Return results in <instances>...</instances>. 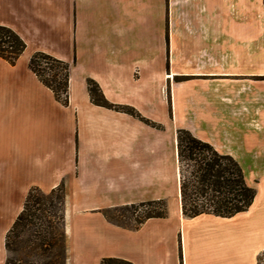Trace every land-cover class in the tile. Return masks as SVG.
I'll return each mask as SVG.
<instances>
[{
  "label": "crops",
  "instance_id": "0c3cea01",
  "mask_svg": "<svg viewBox=\"0 0 264 264\" xmlns=\"http://www.w3.org/2000/svg\"><path fill=\"white\" fill-rule=\"evenodd\" d=\"M0 25L27 44L0 57V264L30 189L62 183L68 264H264V0H0ZM39 51L73 64L68 106L30 69ZM88 79L162 128L95 105ZM180 128L256 181L248 211L184 217ZM161 199L136 230L103 214Z\"/></svg>",
  "mask_w": 264,
  "mask_h": 264
},
{
  "label": "trees",
  "instance_id": "16d2710c",
  "mask_svg": "<svg viewBox=\"0 0 264 264\" xmlns=\"http://www.w3.org/2000/svg\"><path fill=\"white\" fill-rule=\"evenodd\" d=\"M26 47V42L15 30L0 25L1 58L15 65ZM29 66L56 99L68 106L71 64L39 51L33 54ZM88 86L95 104L162 128L134 107L109 102L96 81L90 79ZM177 158L184 217L207 214L232 218L248 211L254 203L257 189L247 181L241 164L185 128L177 130ZM66 199L64 183L48 193L39 187L30 189L22 211L6 236L8 257L5 264H68ZM103 214L110 223L136 230L151 218H166L168 203L165 199L145 201L108 208ZM100 264L135 263L119 257H105Z\"/></svg>",
  "mask_w": 264,
  "mask_h": 264
},
{
  "label": "rangeland",
  "instance_id": "374dc122",
  "mask_svg": "<svg viewBox=\"0 0 264 264\" xmlns=\"http://www.w3.org/2000/svg\"><path fill=\"white\" fill-rule=\"evenodd\" d=\"M168 29H169V27H168ZM71 64V63H70ZM72 65L73 64H71V68H72ZM70 72H71V70H70ZM185 79H187V78H176V80L177 81H181V80H185ZM90 79H88V81H89ZM93 80V79H92ZM88 81H87V84H88ZM95 81V80H94ZM97 82V81H96ZM98 83V82H97ZM98 85H99V83H98ZM100 86V85H99ZM101 88V87H100ZM101 90H102V88H101ZM88 91H89V86H88ZM102 93L104 94V92H103V90H102ZM89 94H90V92H89ZM104 96H105V94H104ZM106 97V96H105ZM90 98H91V96H90ZM107 99V98H106ZM108 100V99H107ZM91 101H92V98H91ZM109 101V100H108ZM93 102V101H92ZM110 102V101H109ZM94 103V102H93ZM112 103V102H111ZM95 104V103H94ZM115 104V103H114ZM95 105H97V104H95ZM115 105H120V104H115ZM99 106V105H98ZM121 106H130V107H133V106H131V105H128V104H121ZM103 107V106H102ZM104 108H106V107H104ZM107 109H109V108H107ZM136 109V108H135ZM110 110H114V109H110ZM137 110V109H136ZM114 111H117V110H114ZM117 112H121V111H117ZM139 112V111H138ZM122 113H125V112H122ZM140 113V112H139ZM127 114V113H126ZM141 114V113H140ZM142 115V114H141ZM143 116V115H142ZM246 175V174H245ZM247 181L249 182V180H248V178H247ZM256 181H252V182H249V184L250 185H252L254 188H256V183H255ZM139 203H141V202H139ZM158 210L159 209H161L160 207H158L157 208ZM157 210V211H158Z\"/></svg>",
  "mask_w": 264,
  "mask_h": 264
}]
</instances>
